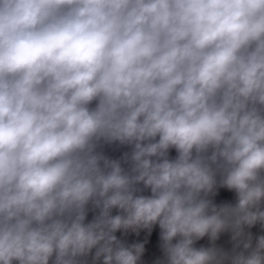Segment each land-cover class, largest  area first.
<instances>
[{"label": "clouds", "instance_id": "obj_1", "mask_svg": "<svg viewBox=\"0 0 264 264\" xmlns=\"http://www.w3.org/2000/svg\"><path fill=\"white\" fill-rule=\"evenodd\" d=\"M0 264H264V0H0Z\"/></svg>", "mask_w": 264, "mask_h": 264}]
</instances>
